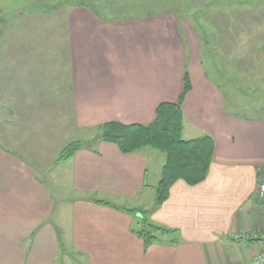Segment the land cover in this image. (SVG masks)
Instances as JSON below:
<instances>
[{
  "label": "crops",
  "instance_id": "0c3cea01",
  "mask_svg": "<svg viewBox=\"0 0 264 264\" xmlns=\"http://www.w3.org/2000/svg\"><path fill=\"white\" fill-rule=\"evenodd\" d=\"M103 11L82 4L67 15L75 125H149L161 104L179 101L186 76L181 137L212 140L206 179L175 182L156 205L166 160L157 150L124 154L98 137L63 163L56 153L32 163L0 151V264H259L264 79L257 110L225 109L175 13L109 19ZM143 219L167 233L146 245Z\"/></svg>",
  "mask_w": 264,
  "mask_h": 264
},
{
  "label": "rangeland",
  "instance_id": "374dc122",
  "mask_svg": "<svg viewBox=\"0 0 264 264\" xmlns=\"http://www.w3.org/2000/svg\"><path fill=\"white\" fill-rule=\"evenodd\" d=\"M82 4L102 6L109 19L175 13L198 44L208 78L222 89L224 108L257 110L264 79V0H0L3 153L32 163L56 153L55 161L68 144L100 137V129L81 130L73 120L65 25L68 12Z\"/></svg>",
  "mask_w": 264,
  "mask_h": 264
},
{
  "label": "trees",
  "instance_id": "16d2710c",
  "mask_svg": "<svg viewBox=\"0 0 264 264\" xmlns=\"http://www.w3.org/2000/svg\"><path fill=\"white\" fill-rule=\"evenodd\" d=\"M183 82L179 101L176 104H161L157 108L153 123L149 125L109 123L100 128L101 140L114 144L124 154L143 148H151L165 154V164L155 189L156 205L165 202L169 189L177 181H183L189 186L203 182L213 157L214 145L209 137L192 140H184L181 137L180 105L190 89L186 76ZM82 147L79 142L68 144L60 151L55 163L66 162ZM142 223L143 230L139 234L145 239L146 245L156 240L155 234L167 233L147 224L144 219Z\"/></svg>",
  "mask_w": 264,
  "mask_h": 264
},
{
  "label": "built area",
  "instance_id": "2783aa9c",
  "mask_svg": "<svg viewBox=\"0 0 264 264\" xmlns=\"http://www.w3.org/2000/svg\"><path fill=\"white\" fill-rule=\"evenodd\" d=\"M259 192H260L261 196L264 195V184L259 186ZM254 238H257V236H254ZM258 238L264 239V235L263 236H258ZM257 263L264 264V252L257 258Z\"/></svg>",
  "mask_w": 264,
  "mask_h": 264
}]
</instances>
